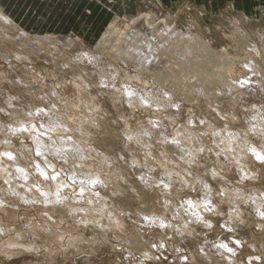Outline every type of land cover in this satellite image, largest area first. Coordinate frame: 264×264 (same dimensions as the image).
I'll use <instances>...</instances> for the list:
<instances>
[{"label":"rangeland","instance_id":"rangeland-1","mask_svg":"<svg viewBox=\"0 0 264 264\" xmlns=\"http://www.w3.org/2000/svg\"><path fill=\"white\" fill-rule=\"evenodd\" d=\"M0 5L30 34L24 39L19 28L0 23L8 35L0 31L7 42H0V264H264V160L242 153L250 146L264 152V0H0ZM147 7L206 44L205 53H186L193 66L183 62L192 67L181 60L173 65V50L183 47L160 54L159 74L115 53L114 45ZM48 35L64 47L32 39ZM69 40L70 48L64 44ZM16 50L32 60L13 61ZM87 51L96 61L75 59ZM193 67L208 79L204 85L192 79ZM246 78L259 85L242 83ZM222 82L237 84L238 91L220 92ZM176 103L178 109L171 107ZM189 152L192 165L184 163ZM209 169L224 177L203 176L220 215L202 210L205 216L197 220L185 201L204 199L192 176ZM176 173L188 183L181 184ZM96 177L100 186L90 185ZM46 191L48 198L60 199L46 202ZM235 240L242 246L236 245L235 257L217 253L219 242ZM147 249L150 258L143 257ZM9 251L14 257L6 256Z\"/></svg>","mask_w":264,"mask_h":264},{"label":"bare ground","instance_id":"bare-ground-1","mask_svg":"<svg viewBox=\"0 0 264 264\" xmlns=\"http://www.w3.org/2000/svg\"><path fill=\"white\" fill-rule=\"evenodd\" d=\"M115 1V0H114ZM119 3V2H118ZM93 4V3H92ZM105 4V3H104ZM103 7V6H102ZM106 7L108 8V7H110L109 5H107L106 4ZM115 7V6H114ZM98 9H100V8H98ZM117 9V8H116ZM105 11V10H104ZM11 15V14H10ZM7 12H6V9L5 8H3L1 5H0V23L2 24V25H4V26H9V27H11V28H19V30H20V32H19V35H21V36H23L22 38H28V36L30 35L28 32H26L24 29H22L18 24H17V22L15 21V19L14 18H12L11 16H10ZM0 24V25H1ZM133 27H132V30L131 31H129V32H127L125 35H122L120 38H122L120 41H118L119 43L118 44H116V45H114V51H115V53L125 62V63H127V64H129L130 62H134V65L137 67V68H139L140 70L142 69V70H144V69H146V70H148V71H153L154 73H156V74H159L160 72H162L163 71V62L161 61V59H160V54H162V52L163 51H165V50H167V49H169V50H171L172 48L171 47H183L184 48V51L183 52H181V51H177V50H173V54L174 55H176L177 56V58L176 59H174V62L172 61L173 59H171V61L173 62V65H177L178 63H180V60L183 62V61H185L186 60V58H187V56H189V55H191V52H197V51H199V50H201V49H203V52L205 51V49L207 48V46H206V44L205 43H203V42H201V41H199L197 38H188V36H189V33H188V31H186V30H184L182 27H180V26H173V24L172 23H170V22H168L167 21V19L161 14V12L158 10V9H156L155 7H147L142 13H140V15H139V17L137 18V20H135L134 21V23H133ZM5 30V29H4ZM0 31L1 32H3L4 33V38H7L8 37V35L3 31V29L2 28H0ZM107 31L108 30H106V34H107ZM105 33L103 34V38H105L104 37V35H106ZM107 35H109V34H107ZM34 36V35H33ZM30 37V36H29ZM55 36H53V35H48V36H43V37H32V39L34 38L35 39V41H34V39H33V41L34 42H38V39H42L43 41L45 40L46 42L47 41H50L51 43H49V45L51 46V47H55V48H57V47H61L62 46V48L64 47V45H63V43L60 41V42H54V41H56V40H53V41H51L53 38H54ZM4 38H1L0 39V42L2 43V42H4V43H7L6 42V40L4 39ZM18 38H20V36L18 37ZM63 39H65L66 41L68 40L66 37H62ZM32 39H31V41H32ZM58 39V38H57ZM62 39V40H63ZM70 39V38H69ZM138 39V40H137ZM185 39V40H184ZM11 40H13V39H11ZM26 40H29V39H26ZM60 40H61V38H60ZM74 40V39H73ZM14 41V40H13ZM21 41V40H20ZM25 41V40H24ZM29 42V41H26L25 43L24 42H22V44L24 43L25 45H26V43L28 44V42H29V48L31 47L32 49L34 48V44L35 43H33V41L32 42ZM63 42H65V41H63ZM75 42V41H74ZM31 43H32V45H31ZM72 42H70V40H69V42H65L64 44H65V47L67 46V47H69L70 48V44H71ZM183 43V44H182ZM3 44V43H2ZM37 44V43H36ZM40 44V43H39ZM38 44V45H39ZM44 44V43H43ZM43 44H41L40 45V47L42 46H46L45 44L43 45ZM9 45V44H8ZM70 45V46H69ZM48 46V45H47ZM10 47V46H9ZM36 47V46H35ZM26 48H27V46H26ZM43 48H46V50H47V47H43ZM3 49V48H2ZM38 49V48H37ZM40 49H42V48H40ZM60 49V48H59ZM58 49V50H59ZM31 50V49H30ZM45 50V49H44ZM55 50V49H54ZM57 50V49H56ZM37 51H39V50H37ZM50 51V50H49ZM63 51H64V49H63ZM202 51V50H201ZM39 52H43V51H39ZM38 52V53H39ZM47 52V51H46ZM59 52H60V50H59ZM81 52V51H80ZM202 52V53H203ZM13 54V56L15 57V59L13 60L12 59V57H11V59L13 60V61H15L16 59H23L25 62L28 60H32V57L30 58V56L28 55V54H26L25 52H21V51H19V50H16V51H14V52H12ZM62 53V52H61ZM189 54V55H187V54ZM205 53V52H204ZM0 54H2V52L0 53ZM4 54V53H3ZM6 54V53H5ZM58 54V53H57ZM78 54V53H77ZM193 54V53H192ZM75 55V54H74ZM92 55L93 54H91L90 52H84V53H80V54H78V55H75V59H78L79 61H85V62H94V61H96L95 60V56L93 55V57H92ZM163 55V54H162ZM196 54L194 53L193 55H192V57L193 56H195ZM8 56V54L6 55V57ZM55 56V55H54ZM64 56V55H63ZM200 56V55H199ZM34 57V56H33ZM190 57V56H189ZM196 57V56H195ZM194 57V58H195ZM8 59H9V57H7ZM39 58V57H38ZM44 58H46V57H44ZM94 58V59H93ZM103 58V57H102ZM56 59V58H55ZM101 59V58H100ZM163 59V58H162ZM183 59V60H182ZM197 59H198V57H197ZM196 59V60H197ZM12 60H10L11 62H12ZM46 60V59H45ZM164 60V59H163ZM188 60V59H187ZM186 60V61H187ZM189 62L187 61H185L186 63H188V64H191L192 65V60H194V59H190L189 58ZM3 61V60H2ZM6 61H8L7 59L5 60V62ZM19 61V60H18ZM24 61H22L21 63H23ZM33 61H34V59H33ZM38 61V60H37ZM37 61H35V62H37ZM103 61V60H102ZM198 62H200V60H197ZM32 62V61H31ZM35 62H32L33 64H35ZM47 62V61H46ZM50 62V61H49ZM75 62V61H74ZM129 62V63H128ZM185 62H183L184 64V66L186 65L187 67H192L191 65H189L188 66V64H185ZM191 62V63H190ZM4 63V62H3ZM13 63V62H12ZM15 63H18L17 61L15 62ZM20 63V62H19ZM84 62H82V64H83ZM9 64H11L10 62H9ZM9 64H8V66H9ZM27 65H28V62L26 63ZM26 64H25V66H26ZM29 64H31V63H29ZM39 64V63H38ZM81 64V63H80ZM81 64V65H82ZM99 64V63H98ZM193 64H194V62H193ZM245 64V63H244ZM248 65L247 66H245L247 69H248V71L250 70H252V65H249V63H247ZM16 65V64H15ZM32 65V64H31ZM78 65V64H77ZM85 65V64H84ZM92 65V64H91ZM100 65V64H99ZM133 65V64H132ZM133 65V66H134ZM165 65H166V63H165ZM173 65H170L169 66V69H170V67H172ZM225 65H226V63H225ZM30 66V65H29ZM34 66V65H33ZM102 65H100V67H101ZM178 66V65H177ZM195 66V65H194ZM201 66V65H200ZM215 66H217V65H215ZM113 67V66H112ZM187 67H186V69H187ZM225 66H223V68H224ZM29 68V67H28ZM30 68H32V67H30ZM95 68L96 67H94V70H95ZM165 68V67H164ZM176 68V67H175ZM194 68V67H193ZM196 68H198V67H195L194 68V72H195V74L192 76L191 74H190V72L188 71V74L189 75H191L192 76V79H195V80H199L201 83H202V85H204V83H206L207 81H208V79H205V78H203V76L201 75V74H199L200 73V67H199V73L197 74L196 73V71L198 72V70H196ZM166 69V68H165ZM169 69H167V70H169ZM174 68H172V70H173ZM192 69V68H191ZM217 68H215L214 70H216ZM99 70V69H98ZM171 70V71H172ZM188 70V69H187ZM244 70L245 71H247L245 68H244ZM111 71V70H110ZM115 71V70H114ZM175 71V69L173 70V72ZM249 71V72H250ZM13 72V71H12ZM164 72V71H163ZM252 72V71H251ZM11 73V72H10ZM96 73V72H95ZM187 73V72H186ZM12 74V73H11ZM106 75V74H105ZM212 75V74H211ZM214 75V74H213ZM245 75H247L246 74V72H245ZM3 76V75H2ZM10 76V75H9ZM184 76H185V74H184ZM110 77V76H109ZM213 77V76H212ZM242 77V76H241ZM261 77V76H260ZM47 78V77H46ZM250 77H248V79H249ZM9 79H10V77H9ZM22 79V78H21ZM45 79V78H44ZM111 79V78H110ZM117 79H119V78H117ZM116 79V80H117ZM210 79V78H209ZM243 79V78H242ZM41 80V79H40ZM49 80H51V79H49ZM122 80V79H121ZM206 80V81H205ZM10 81V80H9ZM12 81V80H11ZM239 80H237V82H238ZM68 82V81H67ZM74 82V81H73ZM252 82V83H251ZM242 83H244V84H248L249 85V83H251V85L253 84V83H255V84H258V80H256V79H252V80H247V78L246 79H244V81L242 82ZM34 84V83H33ZM38 84V83H37ZM106 84V83H105ZM119 84V83H118ZM255 84H253V85H255ZM39 85V84H38ZM120 85V84H119ZM201 85V86H202ZM259 85V84H258ZM82 86V85H81ZM80 86V87H81ZM112 86V85H111ZM261 86V85H260ZM3 87V86H2ZM1 87V88H2ZM10 87V86H9ZM41 87V86H40ZM75 87V86H74ZM106 87V86H105ZM114 87V86H113ZM118 87V86H117ZM222 87L224 88V90H220V89H218L220 92L221 91H223V92H225V93H235V92H237L238 90H237V88H238V86H237V84H235V85H233L232 83H227V82H222ZM253 87V86H252ZM21 88V87H20ZM60 88V87H59ZM77 88V87H76ZM99 88V87H98ZM4 89V88H3ZM9 89V88H8ZM41 89V88H40ZM65 89V88H64ZM84 89V88H83ZM10 90V89H9ZM35 90V89H34ZM37 90V89H36ZM113 90V89H112ZM120 90V89H119ZM118 90V91H119ZM150 90V89H149ZM253 90H254V88H253ZM4 91V90H3ZM41 91V90H40ZM79 91V90H78ZM96 91V90H95ZM104 91V90H103ZM110 91H111V89H110ZM153 91V90H152ZM204 91V90H203ZM203 91H200L199 89H198V92L200 93V92H203ZM255 91V90H254ZM48 92V91H47ZM83 92H85V91H83ZM91 92V91H90ZM189 92V91H188ZM191 92V91H190ZM244 92V91H243ZM246 92V91H245ZM40 93H42V92H40ZM95 93V92H94ZM116 93H117V91H116ZM127 94H129V93H131V95H134V94H136L135 92H131V91H128L127 90V92H126ZM195 93H196V91H195ZM88 94V93H87ZM155 94V93H154ZM243 94V93H242ZM40 95V94H39ZM90 95V94H89ZM102 95V94H101ZM120 95H122V94H120ZM119 95V96H120ZM142 95V94H141ZM238 96V95H237ZM1 98V97H0ZM3 99V98H2ZM63 99V98H62ZM120 99V98H119ZM66 100V99H65ZM143 100V99H142ZM47 101V100H46ZM83 101V100H82ZM189 101V100H188ZM137 102V101H136ZM66 103V102H65ZM138 103V102H137ZM57 104V103H56ZM69 105H70V103H69ZM69 105H67V106H69ZM57 106V105H56ZM76 108V107H75ZM78 108V107H77ZM70 109V108H69ZM72 109V108H71ZM43 115V114H42ZM72 115V114H71ZM89 117V116H88ZM64 118V117H63ZM256 118V117H255ZM55 121V120H54ZM60 121H61V119H60ZM63 121V120H62ZM81 123H83V122H81ZM84 124V123H83ZM59 127V126H58ZM34 129H35V127H33ZM86 129V128H85ZM5 130V129H4ZM56 131V130H55ZM2 132V131H1ZM6 132H7V130H6ZM41 132H43V131H41ZM47 133V132H46ZM10 134V133H9ZM21 134V133H20ZM90 134H91V132H90ZM258 135V134H257ZM6 137V136H5ZM40 138H41V136H40ZM43 138V137H42ZM167 140V139H166ZM39 141V140H38ZM42 141V140H41ZM67 141V140H66ZM40 142V141H39ZM36 143V142H35ZM51 143V142H50ZM63 143V142H62ZM77 143V142H76ZM7 144V143H6ZM47 144V143H46ZM56 145V144H55ZM62 145V144H61ZM177 145V144H176ZM7 146V145H6ZM38 146V145H37ZM64 146V145H63ZM40 147V146H39ZM63 148V147H62ZM254 148H257V147H254ZM58 149V148H57ZM56 149V150H57ZM73 149V148H72ZM258 149V148H257ZM256 149V151H255V153H253V152H250V151H248L247 149H246V151L244 152H242L244 155H248L249 157H251L252 159H257V156H262V157H264V152L263 151H260V150H257ZM39 151H40V149H39ZM45 151H46V149H45ZM53 151V150H52ZM55 151V150H54ZM41 152V151H40ZM56 153V152H55ZM51 154V153H50ZM7 155H8V153H7ZM12 155V154H11ZM43 155V154H42ZM41 155V156H42ZM13 156V155H12ZM1 157V156H0ZM15 158V157H14ZM43 158V157H42ZM1 159V158H0ZM250 159V158H249ZM259 160V159H258ZM10 161V160H9ZM8 162V161H7ZM2 164V163H1ZM0 164V165H1ZM82 166V165H81ZM241 168V167H240ZM1 169V168H0ZM20 169V168H19ZM81 169V168H80ZM4 170V169H3ZM3 170H2V174L5 172H3ZM7 170H8V168H7ZM14 171V170H13ZM39 171H40V173H42L43 175H46L48 172H46V168H40L39 169ZM7 172V174H9L8 173V171H6ZM250 173V172H249ZM55 174H57V173H55ZM4 175H5V173H4ZM247 175V174H246ZM6 176H8V175H6ZM70 176V175H69ZM75 177V176H74ZM74 177H72L73 179H75ZM84 177V176H83ZM89 177V176H88ZM1 178V177H0ZM99 177H96V178H93V180H91V181H89V183H90V185H92V186H98V184H99V179H98ZM101 178V177H100ZM3 179V178H2ZM56 179V178H55ZM72 179V180H73ZM102 179V178H101ZM51 180V179H50ZM6 181V180H5ZM101 181V180H100ZM45 182V181H44ZM49 182V181H48ZM54 182V181H53ZM73 182V181H72ZM100 184H101V182H100ZM100 184H99V186H100ZM7 185V184H6ZM85 185H87V187L89 186L88 184H85ZM85 185H84V187H85ZM82 186V185H81ZM59 188L61 187V186H58ZM77 187H79V186H77ZM84 187L82 186V188L84 189ZM86 187V188H87ZM106 187V186H105ZM147 187V186H146ZM48 188V187H47ZM89 188V187H88ZM149 188H150V186H149ZM88 190V189H87ZM49 191V190H48ZM59 191V190H58ZM45 192V191H44ZM90 192V191H89ZM55 193H58L57 192V188H56V192ZM50 194V193H49ZM51 195H53V194H51ZM43 196H45L46 198H47V201L46 202H53V200L54 199H60V197L59 196H54L53 198H48V192L46 191V193H44L43 194ZM62 196V195H61ZM254 200H256L257 201V203H260V202H262L263 200H261V199H254ZM190 204H192L191 205V209H192V211H193V213H194V211L196 212V214L197 215H199L200 216V218H201V216L203 217V214H204V216H205V213H203L202 212V208L200 207V206H198L200 203H198V202H193V201H190L189 202ZM212 203V202H211ZM236 203V202H235ZM189 205V204H188ZM189 207V206H188ZM235 210V209H234ZM236 212V211H235ZM237 212H239V211H237ZM83 214V213H82ZM81 214V215H82ZM212 214V213H211ZM239 214V213H238ZM238 214H234L235 216H236V218H237V215ZM192 215V214H191ZM234 215H233V217H234ZM85 216V215H84ZM147 216V215H146ZM193 216H196L195 214L193 215ZM52 217V216H51ZM50 217V218H51ZM86 217V216H85ZM85 217H83V218H85ZM149 218V217H148ZM235 218V217H234ZM89 219V218H88ZM91 220V219H90ZM151 220V219H150ZM97 221V220H96ZM154 221V220H153ZM162 223V222H161ZM162 224H164V222L162 223ZM167 224V223H166ZM165 225V224H164ZM166 226V225H165ZM228 229H230V230H232L231 228H229L228 227ZM235 237V236H234ZM233 237V238H234ZM235 239V238H234ZM233 240V239H232ZM70 241V240H69ZM236 241V240H235ZM224 242V241H223ZM219 242V243H222L223 245H224V247H222L220 250H218L217 251V253L218 254H220V255H222V256H224L225 255V251L227 252V254H229V256L230 257H235L236 255H237V251H238V249L236 248V245H240V247H242L241 246V242L239 241H236V243L235 244H233V243H231V241L230 242ZM9 245H11V244H9ZM243 245V244H242ZM216 246V245H215ZM218 247V246H217ZM216 249H218V248H216ZM146 250V249H145ZM144 250V252L142 253L143 254V257L145 258V253H147V258H150L151 256H152V254H150L149 255V250L147 249V251H145ZM29 251V250H28ZM47 251V250H46ZM205 254H206V252H204ZM14 255H15V253H13V252H7L6 253V256L8 257V258H11V257H14ZM250 255H248V257H249ZM187 257V256H186ZM185 257V258H186ZM206 257L208 258V256H207V254H206ZM209 259V258H208ZM248 259H251L250 257L248 258ZM214 261V260H213ZM249 261V260H248ZM250 262V261H249ZM75 263V262H74ZM212 263V262H211ZM215 263V262H214ZM251 263V262H250ZM213 264V263H212Z\"/></svg>","mask_w":264,"mask_h":264},{"label":"clouds","instance_id":"clouds-1","mask_svg":"<svg viewBox=\"0 0 264 264\" xmlns=\"http://www.w3.org/2000/svg\"><path fill=\"white\" fill-rule=\"evenodd\" d=\"M129 95H131V93H129ZM171 107L173 108H179L180 104L176 103V104H172ZM149 123L153 124V126H155V122L154 121H149ZM189 123H191V120H189ZM147 135V133H145ZM133 137L132 136H128V140H132ZM173 143H175V140H173ZM197 152L199 151H203L202 148H198L196 149ZM248 151L255 153L256 149L253 147H249ZM188 159L184 160V163L188 164V165H192L193 163H195V159H194V153L189 152L185 154ZM181 159H184L183 157H181ZM258 159V156H257ZM264 160V159H261ZM239 161H237L238 163ZM133 164H136V161L133 160L132 161ZM139 167V165H137ZM151 170V169H150ZM188 175H192L191 173H187ZM176 175L178 176V178L180 179L181 184H187L188 182L184 179L183 176H180L179 173H176ZM203 176H210L213 180H216L217 178L219 179H224V177L221 175L220 171L217 170H207L206 172L202 173L201 176L196 177V176H192V179L194 180L195 183L199 184L202 186L203 191L205 192V196L204 199L200 202V204L198 206H200L202 208L203 211L205 212H211L213 215H220L219 212L215 211V206H213L210 202V196L212 193V189L209 186V184L207 182L204 181ZM171 178V174H169V179ZM170 185L166 184L164 185L165 189L168 188ZM185 203H189V201H185ZM168 204V201H165V205ZM180 209H183L185 212H187V209L184 208V205L181 204L180 205ZM178 213H179V209L177 210V216H174L173 218H178ZM261 215H264V213H260ZM196 219L197 220H201L199 215H196ZM204 224V227L211 229L212 228V224L209 223L207 220H203L202 221ZM220 247H224L223 244L220 245ZM145 258H147V253H145ZM142 264V262H141Z\"/></svg>","mask_w":264,"mask_h":264},{"label":"snow or ice","instance_id":"snow-or-ice-1","mask_svg":"<svg viewBox=\"0 0 264 264\" xmlns=\"http://www.w3.org/2000/svg\"><path fill=\"white\" fill-rule=\"evenodd\" d=\"M258 159H264V157H262V156H258Z\"/></svg>","mask_w":264,"mask_h":264}]
</instances>
